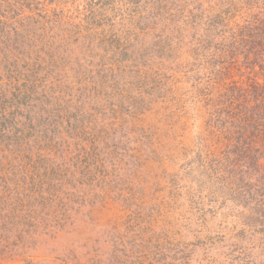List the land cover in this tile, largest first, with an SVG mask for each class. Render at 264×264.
I'll list each match as a JSON object with an SVG mask.
<instances>
[{"label": "rangeland", "instance_id": "obj_1", "mask_svg": "<svg viewBox=\"0 0 264 264\" xmlns=\"http://www.w3.org/2000/svg\"><path fill=\"white\" fill-rule=\"evenodd\" d=\"M0 264H264V0H0Z\"/></svg>", "mask_w": 264, "mask_h": 264}]
</instances>
